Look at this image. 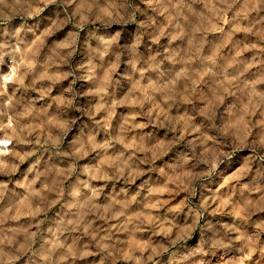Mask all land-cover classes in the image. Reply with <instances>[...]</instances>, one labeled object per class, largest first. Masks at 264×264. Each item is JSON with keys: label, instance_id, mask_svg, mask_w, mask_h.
<instances>
[{"label": "clouds", "instance_id": "9594fccd", "mask_svg": "<svg viewBox=\"0 0 264 264\" xmlns=\"http://www.w3.org/2000/svg\"><path fill=\"white\" fill-rule=\"evenodd\" d=\"M0 264H264V0H0Z\"/></svg>", "mask_w": 264, "mask_h": 264}]
</instances>
